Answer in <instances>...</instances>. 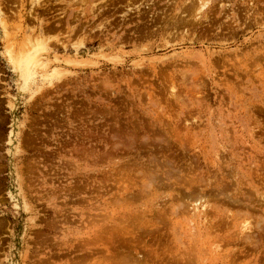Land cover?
<instances>
[{"label": "rangeland", "instance_id": "rangeland-1", "mask_svg": "<svg viewBox=\"0 0 264 264\" xmlns=\"http://www.w3.org/2000/svg\"><path fill=\"white\" fill-rule=\"evenodd\" d=\"M0 264H264V0H0Z\"/></svg>", "mask_w": 264, "mask_h": 264}, {"label": "bare ground", "instance_id": "bare-ground-1", "mask_svg": "<svg viewBox=\"0 0 264 264\" xmlns=\"http://www.w3.org/2000/svg\"><path fill=\"white\" fill-rule=\"evenodd\" d=\"M202 3H203V2H202ZM198 5H199V4H198ZM203 6H204V5H203ZM200 8H201V7H200ZM197 198H199V197H197ZM197 198H196V200H195L196 203L194 202V203H195V206H194V207H195V208H196V207L199 208L198 206H200V207H204V204L199 205V204H200V201H199L200 199H197Z\"/></svg>", "mask_w": 264, "mask_h": 264}]
</instances>
